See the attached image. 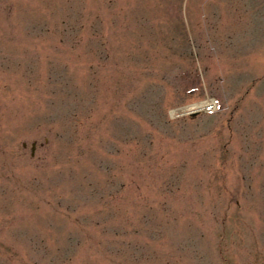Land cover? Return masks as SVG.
<instances>
[{
  "label": "rangeland",
  "instance_id": "rangeland-1",
  "mask_svg": "<svg viewBox=\"0 0 264 264\" xmlns=\"http://www.w3.org/2000/svg\"><path fill=\"white\" fill-rule=\"evenodd\" d=\"M0 264H264V0H0Z\"/></svg>",
  "mask_w": 264,
  "mask_h": 264
},
{
  "label": "bare ground",
  "instance_id": "bare-ground-1",
  "mask_svg": "<svg viewBox=\"0 0 264 264\" xmlns=\"http://www.w3.org/2000/svg\"><path fill=\"white\" fill-rule=\"evenodd\" d=\"M193 106H196V104H192V105H191V107H193ZM189 107H190V106H189ZM189 107H188V108H189Z\"/></svg>",
  "mask_w": 264,
  "mask_h": 264
}]
</instances>
